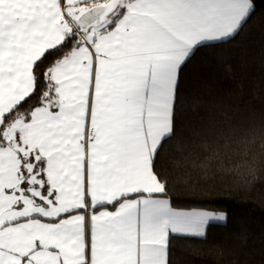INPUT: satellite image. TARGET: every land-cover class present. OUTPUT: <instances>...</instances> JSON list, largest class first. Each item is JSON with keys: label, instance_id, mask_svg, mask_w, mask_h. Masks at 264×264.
<instances>
[{"label": "snow or ice", "instance_id": "6c2138e0", "mask_svg": "<svg viewBox=\"0 0 264 264\" xmlns=\"http://www.w3.org/2000/svg\"><path fill=\"white\" fill-rule=\"evenodd\" d=\"M253 0H0V264H170V237L223 212L178 211L163 144L197 46L225 40ZM264 155V127L260 129ZM256 143L235 141L245 156ZM205 146L199 163L225 172ZM111 206V210H109Z\"/></svg>", "mask_w": 264, "mask_h": 264}, {"label": "trees", "instance_id": "16d2710c", "mask_svg": "<svg viewBox=\"0 0 264 264\" xmlns=\"http://www.w3.org/2000/svg\"><path fill=\"white\" fill-rule=\"evenodd\" d=\"M229 40L197 47L183 69L176 134L163 144L159 163L170 179L168 199L178 211L226 215L202 238L170 237V264H264V0ZM256 143L245 156L235 141L247 132ZM224 149L228 162L254 159L225 172L198 167L205 146ZM111 210V206H109Z\"/></svg>", "mask_w": 264, "mask_h": 264}, {"label": "crops", "instance_id": "0c3cea01", "mask_svg": "<svg viewBox=\"0 0 264 264\" xmlns=\"http://www.w3.org/2000/svg\"><path fill=\"white\" fill-rule=\"evenodd\" d=\"M233 37V36H232ZM232 37L228 38V39H225V40H218V41H210V42H207L205 44H202V45H199L197 47H200V46H204V45H209V44H216V43H220V42H225L229 39H231ZM225 224V223H224ZM222 224V221H211L209 223V225L207 226V228L210 226V225H224ZM174 237H185V238H202V237H195V236H185V235H179V234H176V235H173Z\"/></svg>", "mask_w": 264, "mask_h": 264}, {"label": "rangeland", "instance_id": "374dc122", "mask_svg": "<svg viewBox=\"0 0 264 264\" xmlns=\"http://www.w3.org/2000/svg\"><path fill=\"white\" fill-rule=\"evenodd\" d=\"M225 221H226V219H225L224 221H222V224H224V223H225Z\"/></svg>", "mask_w": 264, "mask_h": 264}]
</instances>
